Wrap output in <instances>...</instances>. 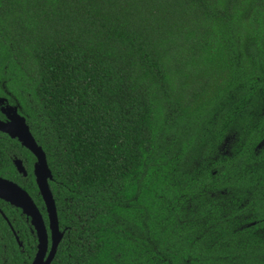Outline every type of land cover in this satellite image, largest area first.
Returning <instances> with one entry per match:
<instances>
[{
    "label": "trees",
    "instance_id": "1",
    "mask_svg": "<svg viewBox=\"0 0 264 264\" xmlns=\"http://www.w3.org/2000/svg\"><path fill=\"white\" fill-rule=\"evenodd\" d=\"M1 72L52 174L51 264H264L240 229L264 217V0H0Z\"/></svg>",
    "mask_w": 264,
    "mask_h": 264
},
{
    "label": "flooded vegetation",
    "instance_id": "2",
    "mask_svg": "<svg viewBox=\"0 0 264 264\" xmlns=\"http://www.w3.org/2000/svg\"><path fill=\"white\" fill-rule=\"evenodd\" d=\"M12 85L11 79L6 77L4 72H1L0 178L14 183L25 191L37 208L45 227L47 257L51 250L52 233L49 227L47 208L40 195L33 172L37 160L32 152L23 146L18 137L15 136L13 124L18 126L24 121L31 136L34 140L35 138L27 122L28 116L23 113L20 97L12 91ZM263 147L264 140L258 143L254 150H260ZM16 163L22 167L24 172L17 170ZM51 181V179L48 181L49 188ZM240 223V229L256 228L255 232L250 231L254 238L255 247L253 249L258 254H264V243H262L264 241V217H258L254 221L242 217ZM59 230L63 233L60 226ZM38 244V234L32 218L27 216L21 208L15 207L0 196V264H31L37 255Z\"/></svg>",
    "mask_w": 264,
    "mask_h": 264
},
{
    "label": "water",
    "instance_id": "3",
    "mask_svg": "<svg viewBox=\"0 0 264 264\" xmlns=\"http://www.w3.org/2000/svg\"><path fill=\"white\" fill-rule=\"evenodd\" d=\"M14 134L21 141L22 145L28 148L36 157V164L34 165V176L40 195L45 203L49 216V227L52 233V245L49 255L46 257L47 239L45 227L43 225L41 216L33 204L27 193L21 190L17 185L10 181L0 178V196L7 202H10L17 208H21L23 212L30 216L33 224L36 227L38 234V252L31 264H50L54 259L57 247L63 237L60 232L57 219V211L53 194L49 188L48 181L52 180L51 171L47 165L45 153L42 148L37 145L36 141L31 136L24 121L20 125L13 124ZM17 170L24 172L22 167L16 163Z\"/></svg>",
    "mask_w": 264,
    "mask_h": 264
}]
</instances>
